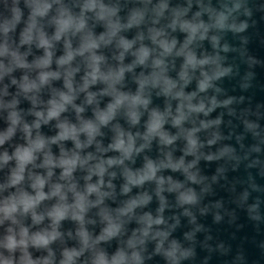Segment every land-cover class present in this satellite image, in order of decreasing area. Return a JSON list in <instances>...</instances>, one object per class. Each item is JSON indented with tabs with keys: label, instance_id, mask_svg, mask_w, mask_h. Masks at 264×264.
Returning a JSON list of instances; mask_svg holds the SVG:
<instances>
[{
	"label": "water",
	"instance_id": "obj_1",
	"mask_svg": "<svg viewBox=\"0 0 264 264\" xmlns=\"http://www.w3.org/2000/svg\"><path fill=\"white\" fill-rule=\"evenodd\" d=\"M51 102L63 109L45 122ZM62 125L75 139H57ZM0 137V209L34 197L37 177L47 194L0 211V261L264 264V0H0ZM22 229L26 245L5 247Z\"/></svg>",
	"mask_w": 264,
	"mask_h": 264
},
{
	"label": "clouds",
	"instance_id": "obj_2",
	"mask_svg": "<svg viewBox=\"0 0 264 264\" xmlns=\"http://www.w3.org/2000/svg\"><path fill=\"white\" fill-rule=\"evenodd\" d=\"M85 7L91 8V7H93V5L92 4H86ZM18 18L19 17L17 16V19ZM65 27H67V22H62V27L60 30L63 31ZM5 31H7V29H5ZM56 38L59 39V32H57ZM25 39L27 40L28 37L26 36ZM40 45L44 46L45 48H47L49 46L48 41L44 40V39L40 40ZM91 46H95V45H91ZM127 46L128 45H125V47H127ZM145 55H146V53H145ZM50 56H51V53L46 52L45 57L41 61H39V64L41 66H46L49 63ZM71 59H72V53L69 52L66 56L61 58L59 63L64 64V63H67L68 61H70ZM95 72H96V70L94 69L93 73L91 74L93 81L96 78ZM49 75L55 76L57 74L56 73H44V74H42L40 77L41 83L46 82ZM86 85H87V82H86L85 86ZM25 87L27 88L29 86L26 85ZM70 100H71L70 96L61 94V101L62 102L66 103V102H70ZM51 103H52V107L48 111L47 116L42 117L45 120V122L48 119L56 117L57 115H59V112L63 109V103H56V102H51ZM116 103L119 104V103H121V101L117 100ZM114 107H115V105H110L108 113L103 114L99 117L101 123L107 122V120L111 116V112H112ZM37 115L40 116L41 114L37 113ZM13 123H15V120H13ZM61 127H62V131L60 132L57 139H65L68 137H72L73 139H75V133L77 131L75 128L67 127L64 125H62ZM157 127H158V124L153 123L151 125L150 130H155ZM81 131L87 132L89 138H91V136L95 133L96 128L92 124H86L81 129ZM10 132H11V129L9 130V133ZM3 139H4L3 137H0V143H3ZM77 146L78 147L80 146L79 143H77ZM122 146H123V141H118L117 144L114 145V147H117V148H121ZM43 147H44L43 139H38L33 144L32 148L25 149L23 151H20V150L17 151L16 158L18 160V168H17V171L13 173L12 179L10 181L12 184H16L23 179V176L21 173L23 172L24 165L33 160V158H34L33 154H32L33 150L34 149H40ZM3 159L5 161H7L9 159V157L7 155H5L3 157ZM77 159H78V157H73L72 159H64L61 161V165L64 167V173H63L64 176L70 175L71 170L75 166ZM46 163H51V160L50 159L46 160ZM99 171L102 172L103 169L100 168ZM141 179H144V177H141ZM44 182L45 181L43 178L37 177L35 182L32 185L33 188H35L37 190V194L34 197L22 195L19 200L12 201L11 203L7 204L3 209H0V211L4 212L5 217H10L11 214L17 210V204H19L22 206V210L24 212H28L30 209L34 208L35 205L37 203H39V201L46 198L47 194L44 193L43 191H41V189L44 186ZM95 190H96L95 186H89V188H88L89 192H92ZM51 195H59L61 199L64 198L63 193L60 191L59 185H57L53 189ZM82 200H83V197H78V205L77 206L81 207V209L83 208ZM65 214H66V209L63 207H59V206L56 207L52 212L49 213V215L53 217L54 222H58L60 219H62L65 216ZM76 218L80 219V217H76ZM33 219L36 221H39L41 219V217L36 216L33 213ZM109 234H111V233H109ZM56 235H57V233L37 234L32 238V243L34 245H37V246H46L51 239L55 238ZM21 236H22V239L19 241H17L13 236H9L7 238V242L5 244V247H7L9 250H12V249L16 248L18 244L19 245H26L27 241H26V239H24L25 237H27V230L26 229L21 230ZM71 255L72 254H67V258L69 260L71 259ZM0 264H11V261L10 260H3V261H0ZM29 264H31V262H29ZM101 264H104V262H101Z\"/></svg>",
	"mask_w": 264,
	"mask_h": 264
}]
</instances>
